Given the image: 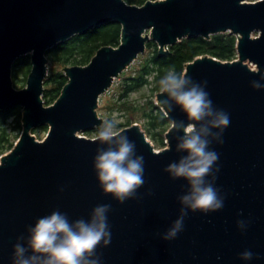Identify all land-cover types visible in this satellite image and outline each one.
I'll list each match as a JSON object with an SVG mask.
<instances>
[{"label":"water","instance_id":"water-1","mask_svg":"<svg viewBox=\"0 0 264 264\" xmlns=\"http://www.w3.org/2000/svg\"><path fill=\"white\" fill-rule=\"evenodd\" d=\"M113 21L121 25L120 44L99 48L87 65L66 66L67 83L56 101L46 105L47 52ZM226 32L237 37L235 60L203 55L184 70L194 81L206 80L214 105L230 114L224 143L211 145L219 153L215 186L225 195L224 207L207 214L189 212L184 231L163 240L158 233L177 218V196L187 191L186 180H172L164 171L186 155L175 150V135L183 133L171 132L170 126L167 146L156 150L138 123L121 130L135 141L145 169L137 198L124 203L102 192L93 169L101 145L81 133L101 126L100 97L148 42L154 41L165 55L184 38L209 39ZM25 55H30L31 70L25 86L17 88L13 66ZM262 77L264 0H147L143 5L126 0H0V110L20 107L23 126L14 147L0 156V264H12L17 237L27 236L26 226L37 218L58 209L70 221L87 220L98 204L112 206L107 214L111 243L97 248L102 264H264V88L251 87V81L264 84ZM164 98L158 93L157 103ZM167 118L188 122L179 106ZM40 126H49L43 140L33 134ZM238 219L249 221L245 232L237 228ZM244 250L256 255L242 260L238 254Z\"/></svg>","mask_w":264,"mask_h":264},{"label":"clouds","instance_id":"clouds-1","mask_svg":"<svg viewBox=\"0 0 264 264\" xmlns=\"http://www.w3.org/2000/svg\"><path fill=\"white\" fill-rule=\"evenodd\" d=\"M153 2L166 3V0ZM157 86L160 95L165 97L158 102L164 114L167 116L174 106H179L188 121L172 120L171 132L183 133L175 135V150L186 155L164 168L170 179L187 181V191L177 196L181 205L177 218L166 231L158 233L161 239L170 241L184 231L189 212L207 214L224 207L225 195L215 186L220 171L219 153L211 145L224 143L223 133L231 119L228 112L214 105L206 91V80L197 82L169 68L159 78ZM251 87L262 89L264 84L251 81ZM96 140L101 147L93 157V169L102 192L111 194L119 203L137 198V190L145 184V169L144 157L136 154L135 141L119 129L115 117L102 122ZM111 207V204L94 206L87 220L70 221L68 215L58 209L37 218L34 225L26 226L27 236L17 237L12 264H102L103 254L98 253L97 248L111 243L107 215ZM248 225V220L236 221L241 232H245ZM238 255L248 261L256 254L244 250Z\"/></svg>","mask_w":264,"mask_h":264},{"label":"trees","instance_id":"trees-1","mask_svg":"<svg viewBox=\"0 0 264 264\" xmlns=\"http://www.w3.org/2000/svg\"><path fill=\"white\" fill-rule=\"evenodd\" d=\"M126 1L130 4L143 5L147 0ZM120 40L121 25L113 21L95 26L85 33L76 34L72 38L58 43L47 52V56L52 63L63 67L77 64L87 65L99 48L105 45L117 47ZM147 48H150L151 52L139 71L136 75L125 78L121 99H126L131 91L142 86H150L153 95L158 93L157 81L166 73L167 69L174 68L177 73H184L186 64L198 56L211 55L223 61L234 60L237 56V37L226 32L214 34L209 39L202 36L184 38L169 46L168 54L165 55L159 53L158 45L154 41L148 42ZM30 70V55L19 58L13 66L14 84L17 86L22 78L23 81H26ZM67 81L68 78L64 73V69H56L48 73L44 81L43 93V100L46 105H51L56 101ZM146 104L147 106L144 107L142 113L145 119V129L159 144H165L164 134L170 128L171 122L153 98L147 99ZM123 107L125 111H128L130 108L137 110L141 106L136 108L124 101L122 109ZM130 123L131 119L128 115L125 124L120 125L129 126ZM22 129L21 108L0 110V156L14 147ZM99 129L100 126L95 128L94 131L98 132Z\"/></svg>","mask_w":264,"mask_h":264},{"label":"rangeland","instance_id":"rangeland-1","mask_svg":"<svg viewBox=\"0 0 264 264\" xmlns=\"http://www.w3.org/2000/svg\"><path fill=\"white\" fill-rule=\"evenodd\" d=\"M146 32H149V30H147ZM255 35H257V32L254 33V36ZM150 52H151V49L146 48L144 53H140L137 59L125 71H123L117 78L114 79L113 84L109 88V90L100 97L98 113L104 119V121L108 120L110 117L111 118L115 117L119 121L120 130L126 127H129L135 123H138L141 126L142 130H144V132L146 133L148 140L154 145L155 149L161 150L167 146V142H166L167 139L165 136L166 133L164 134L165 144H159L155 139H153V137L149 135V132L145 129V123H144L145 119L143 118V115H142L144 107L147 106L146 104L147 99L153 98L154 102L158 105L157 94L159 92L153 95L150 86H142L136 90L131 91L126 99H123V98L121 99V94L123 92L122 91L123 83H124L125 78L131 75H136V73L139 71L141 65L143 64L147 56H149ZM249 65L252 68H256V65L251 62H249ZM64 68L65 66L63 67L62 65L52 63L49 60L48 73L52 70H56V69L59 70V69H64ZM23 80L24 79L22 78L19 84L17 85V88H22L23 86H25L26 81H23ZM124 101L130 104V106H133L136 108H139L140 106L141 107L137 110H133L132 108H130L128 111H125L124 107L122 109V104ZM120 108L124 111H122ZM128 115H130L131 125L129 126L120 125V124H125ZM170 124H172V122ZM94 130L95 129L81 133V135L90 137V138H95L98 132ZM48 131H49V126H40L33 130V134L36 135L37 139L43 140L46 137Z\"/></svg>","mask_w":264,"mask_h":264}]
</instances>
